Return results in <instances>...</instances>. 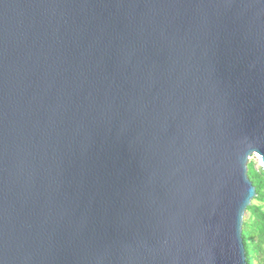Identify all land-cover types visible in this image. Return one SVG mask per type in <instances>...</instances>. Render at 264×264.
Masks as SVG:
<instances>
[{
	"label": "water",
	"instance_id": "obj_1",
	"mask_svg": "<svg viewBox=\"0 0 264 264\" xmlns=\"http://www.w3.org/2000/svg\"><path fill=\"white\" fill-rule=\"evenodd\" d=\"M264 170V0H0V264H247Z\"/></svg>",
	"mask_w": 264,
	"mask_h": 264
},
{
	"label": "trees",
	"instance_id": "obj_2",
	"mask_svg": "<svg viewBox=\"0 0 264 264\" xmlns=\"http://www.w3.org/2000/svg\"><path fill=\"white\" fill-rule=\"evenodd\" d=\"M248 177L255 187L256 196L246 209L242 239L247 264H264V170L252 162Z\"/></svg>",
	"mask_w": 264,
	"mask_h": 264
},
{
	"label": "built area",
	"instance_id": "obj_3",
	"mask_svg": "<svg viewBox=\"0 0 264 264\" xmlns=\"http://www.w3.org/2000/svg\"><path fill=\"white\" fill-rule=\"evenodd\" d=\"M251 158H253L255 161H256V166H258V167H260V168H262L263 167V162H262V158H261V156L260 155H258V154H254ZM250 158V159H251Z\"/></svg>",
	"mask_w": 264,
	"mask_h": 264
},
{
	"label": "rangeland",
	"instance_id": "obj_4",
	"mask_svg": "<svg viewBox=\"0 0 264 264\" xmlns=\"http://www.w3.org/2000/svg\"><path fill=\"white\" fill-rule=\"evenodd\" d=\"M250 162H252V163L255 164V165L257 164L256 161H255L253 158L250 159ZM250 162H249V163H250ZM248 165H249V164H248Z\"/></svg>",
	"mask_w": 264,
	"mask_h": 264
}]
</instances>
